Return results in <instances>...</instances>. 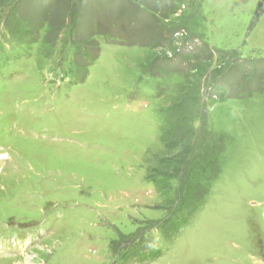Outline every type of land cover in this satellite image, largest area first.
Returning a JSON list of instances; mask_svg holds the SVG:
<instances>
[{"label":"rangeland","instance_id":"374dc122","mask_svg":"<svg viewBox=\"0 0 264 264\" xmlns=\"http://www.w3.org/2000/svg\"><path fill=\"white\" fill-rule=\"evenodd\" d=\"M8 232L0 264H264V0H0Z\"/></svg>","mask_w":264,"mask_h":264}]
</instances>
